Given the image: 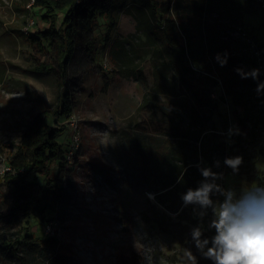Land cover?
Wrapping results in <instances>:
<instances>
[{
	"label": "rangeland",
	"instance_id": "374dc122",
	"mask_svg": "<svg viewBox=\"0 0 264 264\" xmlns=\"http://www.w3.org/2000/svg\"><path fill=\"white\" fill-rule=\"evenodd\" d=\"M128 4L132 8L133 0ZM28 7L26 0H0V175L18 154L26 125L46 107L54 109L59 95L55 75L36 71L39 63H53L54 53L48 43L43 53L32 42L30 35H38L47 24L38 10L26 13ZM131 11L133 14L120 12L116 37L123 41L121 47L110 45L103 50L105 21L96 24L99 44L90 69L79 68L82 85L74 91V113L51 119L53 125L66 126L58 141L71 163V174L63 184H71L73 202L50 201L51 212L41 202L19 225L0 217V236H52L59 245L24 247L20 258L0 255V264H148L147 255L152 264H211L191 242V228L201 223L196 221L194 206L184 207L177 196L176 206L181 204L184 209L179 218L158 196L168 190L165 187L173 164L180 162V149L173 146L175 138L154 129L162 123L178 137L180 128L189 126L188 119L177 122L174 103L193 106L198 112L204 130L198 147L206 149L211 158L206 167L223 173V179L217 181L221 186L240 189L264 181V91L257 93L258 81L246 89L247 123L228 97L222 101L220 86L207 84L211 97L206 100H198L194 90L182 83H178L181 95L162 93L152 48L137 32V12ZM244 16L243 36L257 58L259 81L264 82V0L250 4ZM31 21L35 23L30 26ZM177 124L179 129H175ZM235 156H242L243 163L234 174L223 162ZM202 159L200 156L197 164ZM217 160L219 167L215 166ZM38 179L45 184L44 176ZM1 192L11 201L7 184ZM23 196L27 199L30 194L25 191ZM211 218L208 210L202 222L207 237L214 234L208 228ZM187 249L195 261L188 258Z\"/></svg>",
	"mask_w": 264,
	"mask_h": 264
},
{
	"label": "trees",
	"instance_id": "16d2710c",
	"mask_svg": "<svg viewBox=\"0 0 264 264\" xmlns=\"http://www.w3.org/2000/svg\"><path fill=\"white\" fill-rule=\"evenodd\" d=\"M26 1L29 7L25 8V12L38 10L47 24L38 35H30L32 42L43 53L47 51L45 43H48L54 53L53 63H39L36 71L55 75L59 95L54 109L46 107L26 125L17 145L18 154L10 162V170L0 175V217L5 222L19 225L41 202L46 204V212L53 209L50 201L63 205L73 202L71 184H63L71 174V163L58 141L66 126L53 125L51 119L68 118L74 113V91L82 85L79 68L85 66L90 69L94 63L99 44L95 28L101 19L106 25L103 50L110 45L121 47L124 43L116 37L120 12L133 14L131 9H135L136 30L152 48L155 70L162 80L161 92L177 97L183 91L178 83H182L194 90L198 100H206L211 97L206 85L220 86L222 101L228 97L234 107L240 108L239 118L247 123L246 89L254 83V79H242L236 70L239 68L247 72L257 68V58L243 36L246 26L244 11L256 0H133L132 8L128 4L130 0ZM225 53L228 54L227 63L221 66L216 57L220 54L223 58ZM173 106L177 122L188 119L189 126L187 129L180 128L178 137L162 123L154 129L157 134L175 138L173 146L180 149V162L173 164L170 180L166 178L165 188L168 190L158 196L170 211L183 218L184 209L181 204L176 206V197H182L189 187H197V181L203 178L196 167L200 156L203 158L202 166H210L212 161L208 151L198 147L199 135L204 130L196 109L182 103H174ZM175 127L179 129V124ZM186 147L190 149L183 151ZM39 176L45 177V184L38 182ZM181 176L183 178L178 182ZM6 184L11 201L7 200V194L1 192ZM25 191L30 194L27 199L23 196ZM171 195L174 196L169 197ZM196 221L200 223V218ZM206 227L203 225L204 229ZM59 243L52 236L23 235L15 239L0 236V255L19 257L24 247L55 248ZM61 257L62 254H59L57 259ZM209 263L212 264L210 260Z\"/></svg>",
	"mask_w": 264,
	"mask_h": 264
},
{
	"label": "clouds",
	"instance_id": "9594fccd",
	"mask_svg": "<svg viewBox=\"0 0 264 264\" xmlns=\"http://www.w3.org/2000/svg\"><path fill=\"white\" fill-rule=\"evenodd\" d=\"M227 55L225 53L221 58L217 54L221 66L227 63ZM236 71L242 79L250 77L258 81V94L264 91V82L259 81V68L247 72L238 68ZM236 132L238 134V130ZM232 133L230 129L229 135ZM223 163L235 174L239 172L243 157H226ZM215 166L219 167L220 161H215ZM196 167L203 179L195 189L189 188L181 197L183 206H194V214L201 221L190 231L195 248L212 264H264V181L240 189L225 188L217 182L223 179V173L214 172L211 167L202 164ZM208 210L212 213L208 228L214 230L211 237L204 235L202 223ZM187 254L190 260L195 261V256L188 249ZM146 259L148 264H152L149 255Z\"/></svg>",
	"mask_w": 264,
	"mask_h": 264
},
{
	"label": "built area",
	"instance_id": "2783aa9c",
	"mask_svg": "<svg viewBox=\"0 0 264 264\" xmlns=\"http://www.w3.org/2000/svg\"><path fill=\"white\" fill-rule=\"evenodd\" d=\"M34 23H35L34 21H31L30 26L33 25ZM72 126H74V124H72ZM73 132H75V133L78 132V131H77V127H75V128L73 129ZM74 142H75V141H74ZM7 170H10V168L8 167ZM48 229L50 230V227H48Z\"/></svg>",
	"mask_w": 264,
	"mask_h": 264
}]
</instances>
